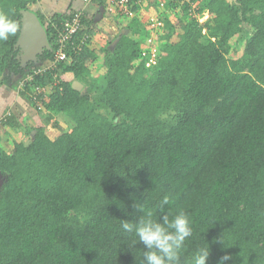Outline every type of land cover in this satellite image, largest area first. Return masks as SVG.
Here are the masks:
<instances>
[{"label": "trees", "instance_id": "obj_1", "mask_svg": "<svg viewBox=\"0 0 264 264\" xmlns=\"http://www.w3.org/2000/svg\"><path fill=\"white\" fill-rule=\"evenodd\" d=\"M40 1L0 0L21 21L0 41V86L48 113L36 126L10 105L0 116L13 145L0 144V264H142L121 228L144 215L137 205L161 221L190 215L182 264L207 243V264H264V0L117 1L116 36ZM27 10L51 45L37 67L17 46ZM77 14L82 29L63 43ZM61 45L70 62L56 59ZM23 126L28 143L8 132Z\"/></svg>", "mask_w": 264, "mask_h": 264}, {"label": "clouds", "instance_id": "obj_2", "mask_svg": "<svg viewBox=\"0 0 264 264\" xmlns=\"http://www.w3.org/2000/svg\"><path fill=\"white\" fill-rule=\"evenodd\" d=\"M21 29V21L8 12L0 10V41H8ZM160 205H170V197L165 195ZM144 215L138 222L122 221L121 228L134 233L135 243H142V264H182L181 255L187 239L193 235L192 221L186 211L172 212L157 219L151 210L137 205ZM210 256L208 243L194 251L187 264H207Z\"/></svg>", "mask_w": 264, "mask_h": 264}, {"label": "rangeland", "instance_id": "obj_3", "mask_svg": "<svg viewBox=\"0 0 264 264\" xmlns=\"http://www.w3.org/2000/svg\"><path fill=\"white\" fill-rule=\"evenodd\" d=\"M112 1L113 0H105L104 5L100 6L99 3L87 4L85 3L84 0H55V1L54 0H41L40 3L38 4L39 5L38 7L40 8L43 14L50 16L55 13V5L59 7L60 9H65L66 6L69 7L70 3L73 2L74 9L82 13H87L90 18H94L95 22L98 23L97 27L99 28V30L105 32L106 35L108 36H116V34L119 32V29L117 28V26H115L116 24H114L113 21L111 20L109 12L106 11V6H110L112 4ZM163 10L164 8L161 10L159 9V11L157 12L156 11L151 12V14H157L159 12L162 13L164 12ZM145 45L146 44H144V46ZM147 46L148 44L145 47ZM58 58L61 59L62 57H60L59 55ZM65 59H61V60H65ZM26 61L27 60H25L24 63H27ZM66 61L70 62L71 60L66 59ZM37 66H39L38 62H34V67H37ZM48 66L49 64H45L43 68H47ZM94 67H95L94 72H96V74L99 77H101L103 74L102 68L96 65ZM17 94H18V91L13 87V84L11 83L2 84L0 86V101H9L12 103L13 102L16 103V101L20 102V100H18ZM17 110H18L19 115L22 116L21 120L25 121V123L26 122L28 123L30 121V123L34 124L35 126L39 124L44 125L43 118L45 115L48 114L47 112H45L43 116H40L39 111L33 108L32 106L28 105L27 101H26V104L21 103V107H19ZM55 122L61 123L63 127L65 128V130L68 128L67 122L59 116L55 117ZM27 129H28L27 127L23 126L21 129H19V131L14 132V131L8 130V132L12 133V136L14 138L23 140L24 142L28 143L30 141V138L28 137ZM49 131H50L51 137L53 138H57L60 134H62L61 130L55 129L53 123H50ZM0 144L7 150L11 151L13 149L11 140L6 135L3 136V140L0 142Z\"/></svg>", "mask_w": 264, "mask_h": 264}, {"label": "water", "instance_id": "obj_4", "mask_svg": "<svg viewBox=\"0 0 264 264\" xmlns=\"http://www.w3.org/2000/svg\"><path fill=\"white\" fill-rule=\"evenodd\" d=\"M17 46L21 50L23 59L32 62H37L38 56L42 55L44 51L51 50L47 32L39 17L32 11H22V30ZM73 88L78 91L84 89L78 81L73 83ZM1 183L0 176V186Z\"/></svg>", "mask_w": 264, "mask_h": 264}, {"label": "built area", "instance_id": "obj_5", "mask_svg": "<svg viewBox=\"0 0 264 264\" xmlns=\"http://www.w3.org/2000/svg\"><path fill=\"white\" fill-rule=\"evenodd\" d=\"M85 3L87 4H93V3H97L98 0H84ZM118 1L119 7L121 8V10H128L127 9V5L126 2H128L129 0H113L112 4L110 6H107L108 11H110L111 13H115L117 11V7L114 6V4ZM130 16H132V13H130ZM153 17L155 19L156 15L153 14ZM152 17V21L154 20V18ZM82 21H81V16L80 14H77L75 16V18L72 21H66L64 24V33H62V42L64 43L67 40H71L73 39L74 35H76L81 29H82ZM61 35V34H60ZM150 42H153V38L149 39ZM147 48H149V45L147 46ZM156 51V50H155ZM62 57L61 59H65L67 56L65 54V46L61 45L59 52L57 53V60H61L58 57ZM68 59V58H66ZM65 59V60H66ZM151 62L153 63V59H151Z\"/></svg>", "mask_w": 264, "mask_h": 264}, {"label": "crops", "instance_id": "obj_6", "mask_svg": "<svg viewBox=\"0 0 264 264\" xmlns=\"http://www.w3.org/2000/svg\"><path fill=\"white\" fill-rule=\"evenodd\" d=\"M55 1V0H54ZM73 5V2L70 3L69 7ZM39 6V5H38ZM69 7L66 6L65 9H60L59 7H57L55 5V12H60V11H64L66 9H68ZM18 97V100H20V102L16 101V103H12V102H9V101H0V116L2 115V113L9 107V105L11 106V108L17 113L18 112V108L21 107V103H25V100H23L22 98H20L19 96Z\"/></svg>", "mask_w": 264, "mask_h": 264}, {"label": "flooded vegetation", "instance_id": "obj_7", "mask_svg": "<svg viewBox=\"0 0 264 264\" xmlns=\"http://www.w3.org/2000/svg\"><path fill=\"white\" fill-rule=\"evenodd\" d=\"M22 54V53H21ZM22 56V55H21Z\"/></svg>", "mask_w": 264, "mask_h": 264}]
</instances>
